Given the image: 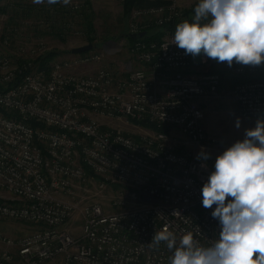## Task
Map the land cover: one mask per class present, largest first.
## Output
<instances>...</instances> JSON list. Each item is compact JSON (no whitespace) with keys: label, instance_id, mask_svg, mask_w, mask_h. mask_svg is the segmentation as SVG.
Wrapping results in <instances>:
<instances>
[{"label":"built area","instance_id":"built-area-1","mask_svg":"<svg viewBox=\"0 0 264 264\" xmlns=\"http://www.w3.org/2000/svg\"><path fill=\"white\" fill-rule=\"evenodd\" d=\"M193 17L173 4L133 9L128 35ZM174 33L130 43L147 68L126 64L122 77L103 67L72 72L100 59L89 51L45 71L0 48V221L34 226L0 234V264H169L166 244L151 245L155 232L167 227L177 244L186 232L205 247L218 239L215 205L202 206L216 139L200 103L217 94L220 78L193 73L194 56L172 43ZM10 39L0 30V47ZM36 45L38 57L47 48ZM228 67L249 77L231 91L240 117L264 120V63ZM111 121L147 129L132 136ZM202 150L209 159H197Z\"/></svg>","mask_w":264,"mask_h":264},{"label":"clouds","instance_id":"clouds-1","mask_svg":"<svg viewBox=\"0 0 264 264\" xmlns=\"http://www.w3.org/2000/svg\"><path fill=\"white\" fill-rule=\"evenodd\" d=\"M67 6L71 0H33ZM185 54L201 52L218 63L259 66L264 63V0H199L191 22L176 25L172 39ZM239 127V120H237ZM210 156L201 151L197 159ZM202 206L213 208L218 239L202 246L192 232L177 244L167 227L155 232L151 245L165 243L169 264H264V120L217 155L214 170L201 189Z\"/></svg>","mask_w":264,"mask_h":264},{"label":"rangeland","instance_id":"rangeland-1","mask_svg":"<svg viewBox=\"0 0 264 264\" xmlns=\"http://www.w3.org/2000/svg\"><path fill=\"white\" fill-rule=\"evenodd\" d=\"M151 1H158L157 5L173 4L184 12L199 0ZM74 4L78 5L77 9L68 8ZM139 7L133 6L126 12L123 0H71L67 6L62 3L35 4L33 0H0V30L3 35L6 33L11 36L9 45L0 48L3 50L2 53L10 55L16 63L24 62V59L34 60L36 66L39 58L47 52L56 53L50 63L63 60L70 56L68 51L72 48L90 43L86 38L84 21L85 17L89 16L93 27L90 34L93 48L89 52L99 54L100 59L72 67V72L92 74L103 67L122 77L125 74L126 64L132 68H140L137 67L139 62L130 52L127 40L130 12ZM17 29L21 33L16 37L12 34H16ZM38 42H43L47 49L44 54L37 57V54L31 53V50L36 49ZM190 70L193 73L207 71L217 74L220 78L217 94L201 99L200 103L204 111V129L216 139L211 152V156L216 159L217 155L234 142L242 140L245 137V130L254 128L257 121L244 120L240 117L231 92L236 84L234 79L236 76L230 73L226 62L218 63L207 57L202 61L200 56L195 55ZM237 120L239 127L236 126ZM108 124L119 127L132 136H140L144 129H147L137 123L127 126L120 121H111ZM33 227L18 221H0V234L19 237L31 232Z\"/></svg>","mask_w":264,"mask_h":264},{"label":"trees","instance_id":"trees-1","mask_svg":"<svg viewBox=\"0 0 264 264\" xmlns=\"http://www.w3.org/2000/svg\"><path fill=\"white\" fill-rule=\"evenodd\" d=\"M157 4H159L158 1H151V0H123V7H124V10L126 12H128L133 6L139 7V6H150V5H157ZM196 4L193 5L191 8H189L188 10H185L184 14L187 16L192 15L194 13V7L196 6ZM84 21H85V27H86V33H87L86 38H87L88 42L91 43L92 38L90 37V34L93 31V27H92V23L90 21L89 16H86ZM165 30H170V31L172 30L173 31V30H175V27L173 24H166L163 26H156V25L150 26L146 30H144L145 34L142 38H139V37L132 38L131 34L130 35L127 34V40L129 42V44L132 43L133 41L137 40V39H143L145 41H151V40L152 41L153 40L158 41L161 38V36L164 35ZM68 53L72 54L70 51H68ZM55 56H56V53L47 52L46 54H44L43 56H41L39 58V61L37 62L35 69L47 71L51 65L50 62L55 58ZM248 78L249 77L236 76V78H234V79H235V83L237 84V83L244 81Z\"/></svg>","mask_w":264,"mask_h":264},{"label":"water","instance_id":"water-1","mask_svg":"<svg viewBox=\"0 0 264 264\" xmlns=\"http://www.w3.org/2000/svg\"><path fill=\"white\" fill-rule=\"evenodd\" d=\"M144 34H145L144 32H139L138 34H133L132 35V38H136V37L142 38L144 36ZM92 48H93V44L89 43V44H85V45H81V46L74 47V48H72L70 50V52L72 54H80V53L89 51Z\"/></svg>","mask_w":264,"mask_h":264},{"label":"crops","instance_id":"crops-1","mask_svg":"<svg viewBox=\"0 0 264 264\" xmlns=\"http://www.w3.org/2000/svg\"><path fill=\"white\" fill-rule=\"evenodd\" d=\"M201 54H203V52H201ZM137 67L147 68V66L145 64H143V63H139V66H137ZM1 248H2V245L0 244V250H1Z\"/></svg>","mask_w":264,"mask_h":264}]
</instances>
